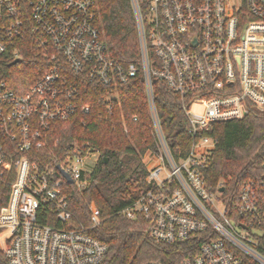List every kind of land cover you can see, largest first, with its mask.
Masks as SVG:
<instances>
[{"label": "built area", "instance_id": "built-area-1", "mask_svg": "<svg viewBox=\"0 0 264 264\" xmlns=\"http://www.w3.org/2000/svg\"><path fill=\"white\" fill-rule=\"evenodd\" d=\"M129 1L140 58L126 65L111 57L101 39L94 0H0V63L20 59L15 44L26 35L53 62L23 95L0 75V198L8 190L0 208V251L8 264H102L107 253L87 228L72 222L64 187L84 189L83 175L94 168L97 153L70 144L54 162L39 155L51 123L76 109L67 101L76 89L59 72L63 60L74 73L106 87L142 74L155 147L143 159L147 189L122 214L142 220L154 243L189 252L171 264H264V165L258 181L224 196L222 184L211 188L204 181L215 141L200 136L213 123L264 109V0ZM153 80L183 102L192 137L185 157L173 156L163 134ZM113 97L105 99L108 109ZM89 212L94 227L99 213L94 207Z\"/></svg>", "mask_w": 264, "mask_h": 264}, {"label": "trees", "instance_id": "trees-1", "mask_svg": "<svg viewBox=\"0 0 264 264\" xmlns=\"http://www.w3.org/2000/svg\"><path fill=\"white\" fill-rule=\"evenodd\" d=\"M95 26L111 57L123 64L139 58L137 26L129 0H94ZM15 47L20 59L6 58L0 63V75L10 90L25 94L52 65L49 51L40 47L32 35L18 39ZM45 55V56H44ZM47 55V57H46ZM62 78L76 89L67 100L76 107L65 120L52 122L46 132L47 147L39 152L46 163L60 159L70 144L97 153L91 172L83 175L85 187L78 190L66 185L67 209L75 225L107 246L102 264H142L176 262L188 251L181 245H158L146 233L140 220L127 219L122 211L147 189L144 155L153 149L154 137L142 74L125 85L103 86L87 81L59 60ZM153 95L158 120L175 158L185 157L191 144V132L180 97L166 85L153 80ZM115 96L110 102L106 97ZM88 107V112L83 110ZM212 138L215 148L204 170L205 183L211 188L222 184L224 196L248 181H258L264 165V109L254 108L239 121L213 123L200 132ZM84 151V150H83ZM32 160L38 162L37 157ZM0 208L7 189H2ZM236 196V195H235ZM236 199L230 202L232 205ZM99 213V223L92 227L89 208ZM44 224H54L52 220ZM0 264H8L0 251Z\"/></svg>", "mask_w": 264, "mask_h": 264}, {"label": "water", "instance_id": "water-1", "mask_svg": "<svg viewBox=\"0 0 264 264\" xmlns=\"http://www.w3.org/2000/svg\"><path fill=\"white\" fill-rule=\"evenodd\" d=\"M16 63H17V61H15L13 64H16ZM60 173L62 174L63 178L66 180V182L68 184H72L73 183V181L69 178V176L67 174L63 173L62 171ZM223 190H224L223 188L220 189L221 192Z\"/></svg>", "mask_w": 264, "mask_h": 264}, {"label": "rangeland", "instance_id": "rangeland-1", "mask_svg": "<svg viewBox=\"0 0 264 264\" xmlns=\"http://www.w3.org/2000/svg\"><path fill=\"white\" fill-rule=\"evenodd\" d=\"M192 110L195 111V112H198V111H199V107L194 106V107L192 108ZM92 164H93V162L90 160V165H92ZM90 165H89V166H90Z\"/></svg>", "mask_w": 264, "mask_h": 264}]
</instances>
